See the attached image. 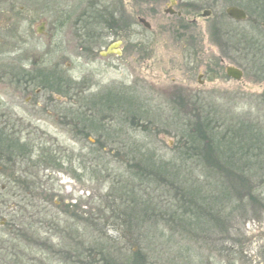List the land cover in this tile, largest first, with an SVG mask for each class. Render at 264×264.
Wrapping results in <instances>:
<instances>
[{
	"label": "rangeland",
	"instance_id": "rangeland-1",
	"mask_svg": "<svg viewBox=\"0 0 264 264\" xmlns=\"http://www.w3.org/2000/svg\"><path fill=\"white\" fill-rule=\"evenodd\" d=\"M32 1L21 12L19 0L0 65L29 73L33 93L47 88L40 102H58L32 120L29 140L34 164L59 149L64 172L41 163L29 173L72 214L27 226L43 209L23 202L18 214L15 188L0 186V264H264V78L237 40L264 46V0ZM92 2L117 21L96 44L80 19ZM231 6L248 20L229 18ZM9 89L0 102L20 94L14 114L31 117L32 92Z\"/></svg>",
	"mask_w": 264,
	"mask_h": 264
},
{
	"label": "flooded vegetation",
	"instance_id": "flooded-vegetation-1",
	"mask_svg": "<svg viewBox=\"0 0 264 264\" xmlns=\"http://www.w3.org/2000/svg\"><path fill=\"white\" fill-rule=\"evenodd\" d=\"M19 3H20L19 0H0V43H2L3 41L6 42L7 39L9 38H14L16 34L15 27H17V21L19 19L17 14ZM87 4H86L87 7L86 9H88V11L81 13L80 19L82 21H85L86 19L97 13L98 5H99L98 3L92 2ZM172 4L173 7H176L178 2L176 0H172ZM34 6L35 4L33 3L32 0H27L25 7L22 6L20 7V11L21 12L26 11L28 8L33 12ZM102 7L103 6H101L100 9H102ZM107 9L109 10V8ZM168 12L173 16L177 15L178 18L183 17L182 11L177 12L176 10H174V8L169 9ZM109 14H111V16L113 17V13H110L109 11ZM28 17H31V15L29 14ZM68 18H70L69 15H67L66 19ZM28 19L29 18L25 20L24 18L25 21H30ZM45 25H46L45 22H42V26H40L39 29H44ZM114 42L112 41V43ZM38 62H39L38 59L34 61V63L36 64ZM22 70L24 72L20 71L18 67L8 68L3 66L1 67L0 65V90L1 89L8 90V88H10L9 90L15 88L16 92H20L21 88L22 89L25 88L26 91L30 90L32 93L29 94L30 96L28 97L26 102L28 108L29 109L32 108L31 112L34 113L33 115H31V117L30 115L27 114L26 117H19V119H17L18 116L14 114L16 105L12 102H15V100L18 101V99H20L18 97L20 94L15 95V97L11 100H7V102H11V103L5 102L7 103L5 104L0 102V186L1 187L11 186L15 188L16 193L14 194L15 196L13 197L14 199L15 198L17 199L18 203L13 207L16 210H19L16 211L18 214L23 212L22 211L23 209L21 208V204L23 202H25L26 208L27 207L36 208V210L42 208L43 209L42 211H39L38 213L35 214V216L39 217V219L35 221H31L30 223L27 224V226L33 224L34 225L42 224L45 225L47 229L52 225V221H53V225L57 222L59 215L56 216L57 217L56 220L49 219L48 216L53 218L54 215L61 213L60 210L63 211L62 215H68L69 213H71V211H69V207H67L68 204L70 203H65L64 200L65 198L63 196H56L57 199L55 196H51V195L49 196L48 192H46V189H44L43 183L40 182L41 180L39 179L38 173L37 174L29 173V171L31 169H37L39 168L38 167L39 164L45 163V167L52 166V168H56L61 172H64L62 171V166H63L62 161L64 160H63V156L60 155L59 149H57V151L55 152L52 151L51 154L45 153V158H44L46 160L45 162H37V164H34V162L31 161V157H32L31 155L33 154L34 148L31 145L32 142L29 140V138L33 135H37L38 131H40L39 128L36 125H34V123H32V120L43 122V119L40 116L41 115L44 116V113L48 114L53 104L58 102H48L42 99L40 102V100L37 98L40 95L41 96L44 95V91L47 90V88L41 87L35 91L36 94L33 93L32 84H31L32 81H29L30 77L27 76L29 73L25 72L24 69ZM46 70L48 69H45L43 72H45ZM36 73L37 76H34L32 80L34 81L41 80V82H44L42 80L43 78L42 73L38 71ZM61 94L63 93L61 92ZM57 96H58L57 101L61 102L64 95H57ZM77 131L78 130L75 129L74 133L78 135ZM40 135L44 136V132H41ZM27 169H28V174L30 176H28V174L26 175L25 170ZM61 172H59L58 174L61 175ZM56 180L58 179H55V181ZM25 186H27L29 189L28 190L29 193L27 192V194H23L20 189L21 187H25ZM38 191L43 192V194L39 195ZM35 192L37 193V195H35ZM17 194H23V197L18 196ZM73 207H75V205ZM27 228L28 231L32 230L31 231L32 234L42 232L41 230L42 228H35L34 226H29ZM52 228L55 230V227ZM61 232L64 233L66 232V230L64 229ZM48 247H55V246H50L48 244Z\"/></svg>",
	"mask_w": 264,
	"mask_h": 264
},
{
	"label": "trees",
	"instance_id": "trees-1",
	"mask_svg": "<svg viewBox=\"0 0 264 264\" xmlns=\"http://www.w3.org/2000/svg\"><path fill=\"white\" fill-rule=\"evenodd\" d=\"M100 8L101 6L98 5L97 13L89 17L85 21H82L84 23L83 27L86 26L85 29L89 30V32L92 33L91 35H93L92 37H88L90 44H96L98 41L99 42L101 41L102 35H98V33L104 31L105 29L107 30L108 28L110 29L116 28L115 24L117 23V21L116 19H114V17L111 16V14H109V10L103 7L102 9ZM237 40L240 43V45L243 47V51L244 53L247 54V57H251L254 63H256V67L258 68L259 75L262 78H264V46L262 45V43L255 39H248L247 37H242L241 34ZM59 81L61 82L62 79H59ZM257 135H261V133L258 132ZM246 181H247L246 178L240 180L242 186L241 188L244 189V191H246L248 187ZM28 190L29 189L27 186L21 187V191L23 194H27V192L29 193ZM248 195L250 198L252 193H249Z\"/></svg>",
	"mask_w": 264,
	"mask_h": 264
},
{
	"label": "water",
	"instance_id": "water-1",
	"mask_svg": "<svg viewBox=\"0 0 264 264\" xmlns=\"http://www.w3.org/2000/svg\"><path fill=\"white\" fill-rule=\"evenodd\" d=\"M227 15L231 18V19H234V20H237L239 22H243V21H246L248 20V16H247V13L243 10V9H240V8H237V7H229L226 11ZM210 15V12L209 11H206L204 13V16H209ZM139 22L148 30L151 29V25L145 20V19H139ZM43 29H39L38 30V33H42ZM120 46V43H117V44H113L111 45L108 50L102 54V56H108L109 54H112L114 51L113 50H116L118 49ZM117 54L120 55V51L117 52ZM227 75L237 81L241 80L244 76L243 72L238 69V68H234V67H228L227 70Z\"/></svg>",
	"mask_w": 264,
	"mask_h": 264
}]
</instances>
